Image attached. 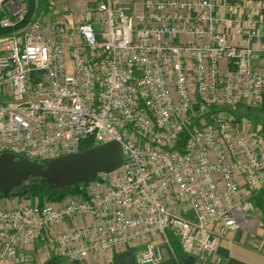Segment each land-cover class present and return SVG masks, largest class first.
Returning <instances> with one entry per match:
<instances>
[{"label": "built area", "instance_id": "1", "mask_svg": "<svg viewBox=\"0 0 264 264\" xmlns=\"http://www.w3.org/2000/svg\"><path fill=\"white\" fill-rule=\"evenodd\" d=\"M30 11L0 0V155L117 140L126 161L82 195L0 197V258L135 246L137 264H160L174 237L221 264L264 189V125L235 113L264 105V0H88L77 24Z\"/></svg>", "mask_w": 264, "mask_h": 264}, {"label": "crops", "instance_id": "2", "mask_svg": "<svg viewBox=\"0 0 264 264\" xmlns=\"http://www.w3.org/2000/svg\"><path fill=\"white\" fill-rule=\"evenodd\" d=\"M50 0H36L32 13L33 18H43L45 20L60 19L70 24H77L83 12L88 7V0H53L52 8L49 7ZM263 1V0H255ZM243 115H246L243 113ZM247 116V115H246ZM253 123L257 121L248 116ZM264 195V189L253 195L255 210L241 221V226L237 230L229 232L221 241L219 255L222 257L221 264H264V210L256 204V198ZM187 216L194 217L192 211L185 212ZM74 221H69L62 228L71 227ZM137 247H127L115 249L105 253L97 261L69 260L61 256L56 251H50L48 255L38 259L35 264H43L50 257L57 256L58 264H137ZM176 256L168 255L167 259L160 264H214L211 257H195L185 254L182 249ZM0 264H15L12 261L0 258Z\"/></svg>", "mask_w": 264, "mask_h": 264}, {"label": "water", "instance_id": "3", "mask_svg": "<svg viewBox=\"0 0 264 264\" xmlns=\"http://www.w3.org/2000/svg\"><path fill=\"white\" fill-rule=\"evenodd\" d=\"M125 161L122 144L117 140L50 159L3 153L0 155V195L10 196L32 178H42L54 189L90 182L99 173L110 172Z\"/></svg>", "mask_w": 264, "mask_h": 264}, {"label": "trees", "instance_id": "4", "mask_svg": "<svg viewBox=\"0 0 264 264\" xmlns=\"http://www.w3.org/2000/svg\"><path fill=\"white\" fill-rule=\"evenodd\" d=\"M36 0H30L32 15L35 8ZM7 30L0 27V34ZM185 135L182 134V142L184 141ZM92 144L89 143L85 145L84 149L91 147ZM85 182L77 183L71 187L54 189L48 185L42 178H32L24 183L21 187L15 189V191L10 196H24L32 200H37L39 203H44L46 201H60L68 195H82L83 191L81 185ZM1 197V195H0ZM256 204L264 210V195L256 198ZM175 250L178 252L181 250V246L176 238L172 239ZM43 264H58L57 256L50 257Z\"/></svg>", "mask_w": 264, "mask_h": 264}, {"label": "rangeland", "instance_id": "5", "mask_svg": "<svg viewBox=\"0 0 264 264\" xmlns=\"http://www.w3.org/2000/svg\"><path fill=\"white\" fill-rule=\"evenodd\" d=\"M237 115H242L245 113L247 117H251L257 121L264 122V105L260 108H246L244 106H240L235 110Z\"/></svg>", "mask_w": 264, "mask_h": 264}]
</instances>
